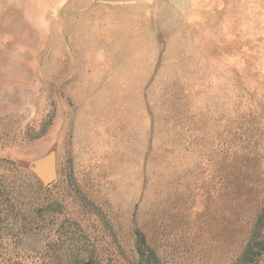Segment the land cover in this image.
<instances>
[{
	"label": "rangeland",
	"instance_id": "1",
	"mask_svg": "<svg viewBox=\"0 0 264 264\" xmlns=\"http://www.w3.org/2000/svg\"><path fill=\"white\" fill-rule=\"evenodd\" d=\"M154 2L0 0V264H264V0Z\"/></svg>",
	"mask_w": 264,
	"mask_h": 264
},
{
	"label": "water",
	"instance_id": "2",
	"mask_svg": "<svg viewBox=\"0 0 264 264\" xmlns=\"http://www.w3.org/2000/svg\"><path fill=\"white\" fill-rule=\"evenodd\" d=\"M37 174L46 186L52 185L57 179L54 162L50 159L41 161L37 167Z\"/></svg>",
	"mask_w": 264,
	"mask_h": 264
},
{
	"label": "crops",
	"instance_id": "3",
	"mask_svg": "<svg viewBox=\"0 0 264 264\" xmlns=\"http://www.w3.org/2000/svg\"><path fill=\"white\" fill-rule=\"evenodd\" d=\"M193 3V0H192ZM163 4H158V6H162ZM172 6L176 7L175 11H172L173 14H180V13H187L188 9V0H183V3H178L176 0H173L171 2ZM147 6H156L154 0H135V9H139L140 7H147ZM180 9H183L184 11H181Z\"/></svg>",
	"mask_w": 264,
	"mask_h": 264
}]
</instances>
